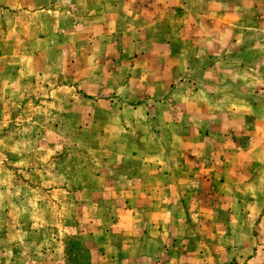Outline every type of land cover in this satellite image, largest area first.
Instances as JSON below:
<instances>
[{
    "label": "rangeland",
    "instance_id": "obj_1",
    "mask_svg": "<svg viewBox=\"0 0 264 264\" xmlns=\"http://www.w3.org/2000/svg\"><path fill=\"white\" fill-rule=\"evenodd\" d=\"M159 4L153 37L130 49L122 127L70 95L34 97L31 126L14 97L17 120L0 128V264H264V0ZM200 149L223 174L209 190H171Z\"/></svg>",
    "mask_w": 264,
    "mask_h": 264
},
{
    "label": "crops",
    "instance_id": "obj_2",
    "mask_svg": "<svg viewBox=\"0 0 264 264\" xmlns=\"http://www.w3.org/2000/svg\"><path fill=\"white\" fill-rule=\"evenodd\" d=\"M159 1L0 0V128L17 120L12 113L20 109L14 97H24L27 114L25 120L21 121L31 122L33 126L34 116L28 115L34 109L33 98L54 97L61 102L59 97L64 95H70L74 99L73 104L88 103L91 106L89 119L98 110L104 109L109 115L105 126L115 124L122 127L123 113L128 109L119 111L117 106L120 104L117 102H124L123 97L131 86L133 65L139 60L131 59L130 49L144 47L153 37L152 28H147V25L155 22L147 20L159 14ZM169 1L170 5L179 2ZM170 75L172 78L178 77L174 69H170ZM104 96H111V99L99 100ZM59 102L41 100V104L49 105L39 109L46 112L54 108L58 111L56 107ZM174 107L177 109V105ZM169 108H173V104ZM174 112L170 109L168 114L171 123ZM92 123L97 122L93 120ZM75 125L78 127L81 123ZM186 134L184 137H171V143L179 146L188 144ZM106 142L113 143L109 139ZM209 142L217 144L209 137L202 140V145ZM214 152L218 160L226 158L225 145H216ZM231 153L236 155L235 150ZM199 155L200 159H195L198 163L194 161L195 164L189 165L192 158L187 157L186 164L182 162L175 167L177 177L185 175L186 179L183 184L179 181L177 186L171 185V190L177 193L198 192L199 186L201 191L209 190L211 184L215 183V179L211 178L223 174L224 170L218 168L220 173L212 175L201 149ZM155 172L159 175L161 171L155 169ZM192 172L196 173L193 177ZM143 175L141 182L144 183L146 175ZM166 189L162 185L153 188L154 200L160 201L161 191ZM259 253L258 249L254 252L256 256Z\"/></svg>",
    "mask_w": 264,
    "mask_h": 264
}]
</instances>
